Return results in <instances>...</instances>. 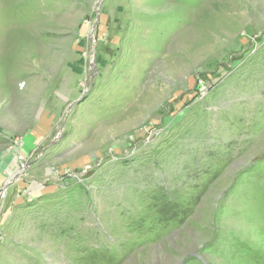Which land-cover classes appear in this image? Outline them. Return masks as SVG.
Returning <instances> with one entry per match:
<instances>
[{"label":"rangeland","instance_id":"obj_1","mask_svg":"<svg viewBox=\"0 0 264 264\" xmlns=\"http://www.w3.org/2000/svg\"><path fill=\"white\" fill-rule=\"evenodd\" d=\"M0 264H264V0H0Z\"/></svg>","mask_w":264,"mask_h":264},{"label":"water","instance_id":"obj_2","mask_svg":"<svg viewBox=\"0 0 264 264\" xmlns=\"http://www.w3.org/2000/svg\"><path fill=\"white\" fill-rule=\"evenodd\" d=\"M102 2V0H98V4L100 5V3ZM15 178V177H14ZM12 184V182H8L4 187H3V191H5L8 187H9V185H11Z\"/></svg>","mask_w":264,"mask_h":264},{"label":"bare ground","instance_id":"obj_3","mask_svg":"<svg viewBox=\"0 0 264 264\" xmlns=\"http://www.w3.org/2000/svg\"><path fill=\"white\" fill-rule=\"evenodd\" d=\"M22 167H25L24 165Z\"/></svg>","mask_w":264,"mask_h":264}]
</instances>
